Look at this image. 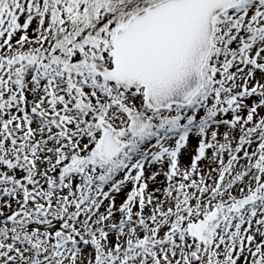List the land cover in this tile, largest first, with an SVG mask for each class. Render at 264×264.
Here are the masks:
<instances>
[{
  "label": "snow or ice",
  "instance_id": "obj_1",
  "mask_svg": "<svg viewBox=\"0 0 264 264\" xmlns=\"http://www.w3.org/2000/svg\"><path fill=\"white\" fill-rule=\"evenodd\" d=\"M0 264H264V0H0Z\"/></svg>",
  "mask_w": 264,
  "mask_h": 264
}]
</instances>
